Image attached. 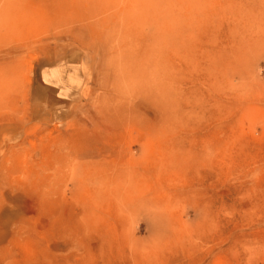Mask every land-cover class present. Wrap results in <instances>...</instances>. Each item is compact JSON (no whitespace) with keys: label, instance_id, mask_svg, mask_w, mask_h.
Segmentation results:
<instances>
[{"label":"rangeland","instance_id":"1","mask_svg":"<svg viewBox=\"0 0 264 264\" xmlns=\"http://www.w3.org/2000/svg\"><path fill=\"white\" fill-rule=\"evenodd\" d=\"M0 264H264V0H0Z\"/></svg>","mask_w":264,"mask_h":264}]
</instances>
